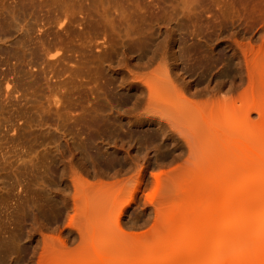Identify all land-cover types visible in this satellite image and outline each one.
I'll return each instance as SVG.
<instances>
[{"label": "rangeland", "instance_id": "1", "mask_svg": "<svg viewBox=\"0 0 264 264\" xmlns=\"http://www.w3.org/2000/svg\"><path fill=\"white\" fill-rule=\"evenodd\" d=\"M215 3L219 13L198 24L196 45L209 51L211 60L226 58L230 67L224 71L214 69L211 60L197 65L182 49L181 36L196 19L183 0H173L154 23L137 18L134 0H53L58 18L88 17L112 30L111 57L101 70L116 90L106 91L95 72L84 70L57 93L59 102L52 106V99L21 84L6 99L0 77V264H8L9 247L10 258L17 260L21 246L27 252L18 264H97L81 253L92 251L91 245L97 250L111 245L106 232L111 225L128 240L164 250L170 264L264 259V232L255 234L264 225V206L242 210L232 204L226 212L219 197L223 178L229 179L228 193L236 195L264 173V160L246 173L238 168L264 154V121L251 111V125H241L253 103L264 105V35L255 28L244 42L249 61L262 64L250 83L243 55L233 46L234 39L242 41L241 7L232 0ZM16 9L17 0H0V34ZM12 31L28 34L16 20ZM19 42L0 39V72L14 64L21 74L26 70L22 52L10 57L5 50L20 49ZM65 93L74 95L68 100ZM151 99L190 111L204 129L203 141L211 142L209 152L220 156L227 149L229 157L210 168L204 158L190 156L153 112ZM251 133L252 142L245 143ZM113 200L117 205L107 204ZM224 225L228 241L218 253ZM198 247L195 260L191 251Z\"/></svg>", "mask_w": 264, "mask_h": 264}, {"label": "bare ground", "instance_id": "2", "mask_svg": "<svg viewBox=\"0 0 264 264\" xmlns=\"http://www.w3.org/2000/svg\"><path fill=\"white\" fill-rule=\"evenodd\" d=\"M134 1L138 5L137 18L143 17L152 23L159 22L173 6V0ZM232 1L238 2L241 7L237 28L242 40L237 41L234 39L233 46L243 55L246 76L250 83H254L257 74L262 69V64L249 61L243 48L249 44L244 42L252 39L253 29L257 28L258 33L261 32L264 35V0ZM183 4L185 10L194 12L196 19L195 23L181 36V47L197 65H201L203 60L210 61L212 57L209 51L196 45V38L200 35L198 24L213 19L219 13V7L216 5L215 0H183ZM55 14L56 9L53 7V0H17V9L15 12H10L6 17L0 39H10L12 37L20 39V49L7 46L5 50L10 57H15L22 52L23 67L26 69L21 74L17 70L19 67L14 64L10 71L0 72L1 80L5 86L3 96L6 99L16 95V85L21 84L26 89L52 99V106H56L59 102L57 93L69 83L75 74L84 73V70L95 72L97 75L96 80L101 83L106 91L116 90L115 83L107 79V75L101 70V66L111 57L113 48L112 30L107 26H97L88 17L70 20L67 17L60 19ZM14 20L18 22L20 30H25L28 34L22 36L17 32H13ZM91 30L93 32H90ZM52 50H57L60 54H52ZM211 61L214 64V69L221 67L224 71L230 67L228 60L223 56H217ZM20 74L21 76H19ZM70 95L73 96L74 94L70 93ZM69 96L65 93L62 97L69 100ZM150 105H152L153 112L158 114V119L164 121L180 137L190 156H200L201 160L204 158L203 163L210 168L214 164L221 165L222 160L229 157L230 151L227 154V149L220 156H214L209 152L211 142L208 139L203 141L202 132L204 129L201 131L200 126L195 122V116L190 111L177 110L166 99H151ZM251 111L259 116L260 121H264V105L253 103L249 110L242 115V126L249 127L251 125ZM15 126L12 131H15ZM18 129H23V126H19ZM254 135L255 133H251L245 143L252 142ZM213 146L214 143L211 144V147ZM203 147L206 149L204 156L202 154ZM263 160L264 154H259L248 161H241L238 165V168L242 170L240 173L253 170ZM221 182L219 197L223 200L222 211L228 212L231 210L232 204H236L242 210L259 209L264 206V173L262 171L247 188L236 195L227 191L229 179L223 178ZM257 189H259L258 193H256ZM131 201V203L137 204L135 199ZM117 202L116 200L107 201V204L114 206L117 205ZM205 210L209 211V209ZM123 212H125V209L119 212L117 219ZM106 222L111 224L112 220L107 217ZM228 229V225H224L222 228L223 234L220 238L218 253L225 250L228 241ZM261 230L264 232V225H261L255 234ZM76 231L79 235L83 234L80 228H77ZM106 232L109 235L107 240L111 245H106L100 250L95 249L96 245H91L92 251L82 252L81 257H92L97 264H107V262L112 264L171 263L164 250H155L150 245L139 244L137 240H128L124 234L119 232L118 226L114 228L111 225ZM200 250H202V247L191 251L195 260L198 259ZM18 252V259L13 260L10 257L14 253V248H8V264H18L22 261L27 248L21 246ZM214 264L225 263L217 260ZM238 264H264V259L256 258V260Z\"/></svg>", "mask_w": 264, "mask_h": 264}]
</instances>
